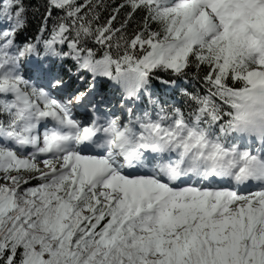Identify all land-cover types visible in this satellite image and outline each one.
I'll use <instances>...</instances> for the list:
<instances>
[{"label":"rangeland","instance_id":"rangeland-1","mask_svg":"<svg viewBox=\"0 0 264 264\" xmlns=\"http://www.w3.org/2000/svg\"><path fill=\"white\" fill-rule=\"evenodd\" d=\"M237 1L177 0L171 4L158 1V7L162 11L185 14L187 18L184 20L182 37L169 43L168 53L158 52L146 66H160L168 72H180L191 53L199 54L208 46L215 44L219 37L238 34V37L242 38L240 44L244 49V78L253 89L249 96L238 98L240 105L235 113L238 118L237 130L241 131L245 127L247 117L256 108L264 111V11L259 14L258 12L246 14ZM250 2L247 0L244 3L251 5L252 10H256L258 3ZM225 16H228V19H225ZM12 34L13 29L8 19L0 17V93L9 96L23 113L24 122L33 126L36 116L47 113V106L53 113H60L55 109L53 95L46 98V93L41 92V97L38 96L39 88L31 83L25 74L24 56H15L10 52L11 48L6 41ZM122 81L128 83L127 74L122 76ZM61 88L62 86H56L54 90L60 91ZM45 92L51 93L52 89ZM70 102L73 105L78 104L75 98ZM96 108L97 106L93 107L94 110ZM132 119L131 116L123 123L121 116L114 119L113 133L119 138L125 133L133 134L136 130L147 132L145 127L131 125ZM260 128L264 130L263 126ZM14 132L15 137L3 136L0 133V137L4 140L0 141V193L11 190L16 200L15 209H26L27 218L20 220L17 229L10 228V232L19 236L17 242L23 248L41 252L44 259L57 256L66 264H146L168 257V264H177L170 259L174 250L171 240H179L181 228L175 231L170 229L165 237L164 247L159 248L155 241L156 224L146 223L136 230H127L124 237L113 238V242L89 244L87 250L91 253L83 254L80 258L74 256L76 251L79 253L83 251L79 247V241L60 246L58 240L49 238L52 232L48 230L47 224L53 219L60 216L65 223L96 224L115 200L125 201L129 195L132 197L141 195L150 201L164 203L159 207L162 209L161 213L167 215L164 216L166 218L173 213L170 217L175 215L184 219L185 223L192 221L197 228L196 237L192 240L197 264H204L199 258L204 253L201 237L205 233L209 234L216 259L220 258L222 264H232V259L227 257L224 251L227 244L237 247L236 260L240 256L251 255L242 237L239 210L264 213V190L242 195L211 193L209 190H198L192 194L179 190L169 192L149 179L138 181L118 174L114 175L113 161L108 158H94L76 151L61 154L62 152H58L56 147V141L53 142V147L57 154H61L58 158L51 157L53 162L44 159L35 160L31 153L27 154L16 149L21 146L20 137L24 135L25 129L19 130L16 127ZM255 135L259 134L255 133ZM165 136L172 142V144L167 143L169 146L194 148L193 161H197L202 156L221 160L227 155L223 149L227 146L226 140L216 143L213 137H206L204 132L191 134L180 125L175 130L166 129ZM74 145L76 146L75 142ZM51 148L46 146V149ZM46 176L52 178L47 184L40 185L39 182ZM158 194L160 196H157ZM155 209L151 220L158 215L156 213H160V209ZM40 211L43 212V221L37 222L33 217ZM30 220L31 224H29ZM159 223L161 227H168L163 220ZM255 246L258 253L257 260L260 262L264 260V241L256 243Z\"/></svg>","mask_w":264,"mask_h":264},{"label":"trees","instance_id":"trees-1","mask_svg":"<svg viewBox=\"0 0 264 264\" xmlns=\"http://www.w3.org/2000/svg\"><path fill=\"white\" fill-rule=\"evenodd\" d=\"M2 1L0 15L11 20L14 30L10 46L29 58H41L42 62L58 58L57 72L66 79L75 75V67L82 60L97 67L107 65L104 74L110 78L129 71V86L139 83L141 91L148 92L151 103L158 110L162 106L156 103L161 99L159 94L170 92L168 82L179 76L159 66L144 69L146 62L158 52L168 53L169 43L179 39L184 30L183 15L160 12L148 0H7L6 4ZM215 46V51L206 49L190 55L184 62L180 75L188 78L192 85L187 94L181 96L180 110L187 122L195 118L200 121L204 117L210 126H228L235 122L234 95L247 94L251 88L243 79L244 51L239 40L227 37ZM137 70L143 72L139 81L135 78ZM75 76L76 79L71 78L74 86L81 80ZM140 100L144 101V98ZM15 114L9 99L0 95V127L11 131V126L17 122ZM15 202L11 190L0 193V264H66L57 256L44 259L41 252L23 248L17 242L19 236L9 229L18 228L20 220L26 217V209H15ZM130 204L117 203L115 209L108 208L102 221L96 224L65 223L59 216L47 224L52 232L49 238L58 240L60 246L79 241L83 251H76L74 256L77 258L90 254L89 244L112 242L110 238L124 236L127 229L135 227L140 218L136 217L135 210H129ZM33 220L42 222L43 212L40 211ZM239 221L246 249L251 255L236 260L237 247L227 244L226 256L232 259V264H264V260L258 262L255 248L256 243L264 241V213L241 210ZM168 227L181 228L179 240H171L174 250L170 259L177 264H197L192 243L197 228L192 221H176ZM168 227H161L157 233L160 248L164 247ZM201 241L204 253L199 260L204 264H222L220 258L216 259L209 234H203ZM168 263L169 258L165 257L146 264Z\"/></svg>","mask_w":264,"mask_h":264},{"label":"bare ground","instance_id":"bare-ground-1","mask_svg":"<svg viewBox=\"0 0 264 264\" xmlns=\"http://www.w3.org/2000/svg\"><path fill=\"white\" fill-rule=\"evenodd\" d=\"M206 14V13H205ZM204 14V15H205ZM205 20V19H204ZM210 22V21H209ZM208 24V23H207ZM205 25V24H204ZM257 109V108H256ZM256 111V110H255ZM255 111H254V113H255ZM259 114L260 113H255L254 114V118H259ZM263 117V116H262ZM261 119V121H263V119L262 118H260ZM251 126V125H250ZM249 128H251V127H249ZM252 128H255V126H253ZM213 166H216V167H218L219 168V170H221L222 169V167H221V165H220V163L219 164H213ZM215 171H218V170H215ZM144 172H146L147 173V171H144ZM209 180H211V177L210 176H207V181H209Z\"/></svg>","mask_w":264,"mask_h":264}]
</instances>
